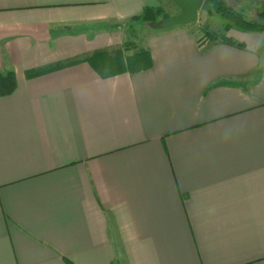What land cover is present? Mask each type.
Returning <instances> with one entry per match:
<instances>
[{"label": "crops", "instance_id": "0c3cea01", "mask_svg": "<svg viewBox=\"0 0 264 264\" xmlns=\"http://www.w3.org/2000/svg\"><path fill=\"white\" fill-rule=\"evenodd\" d=\"M158 0H0V264H264V32L146 38Z\"/></svg>", "mask_w": 264, "mask_h": 264}, {"label": "rangeland", "instance_id": "374dc122", "mask_svg": "<svg viewBox=\"0 0 264 264\" xmlns=\"http://www.w3.org/2000/svg\"><path fill=\"white\" fill-rule=\"evenodd\" d=\"M161 9L158 19L163 18L165 14L175 15L180 12V8L173 0H158ZM234 9L242 12L249 20L264 22L263 7L254 0H226ZM196 36H205L212 41H220L225 39V23L218 15L210 14L204 6L200 8L197 18L185 25ZM155 29L151 28L144 22L130 20L123 28L122 43L118 48L112 50V63L114 67L125 65L126 59L132 55L137 49H146V38Z\"/></svg>", "mask_w": 264, "mask_h": 264}, {"label": "trees", "instance_id": "16d2710c", "mask_svg": "<svg viewBox=\"0 0 264 264\" xmlns=\"http://www.w3.org/2000/svg\"><path fill=\"white\" fill-rule=\"evenodd\" d=\"M264 8V0H254ZM204 6L210 14L218 15L225 23V30L238 29L242 31L264 32V22L249 20L245 15L234 9L226 0H205ZM264 11V9H263ZM161 13L159 8H146L141 15L132 18L133 21L144 22L148 25L149 22L158 19ZM263 16H264V12ZM164 17L169 15L165 14ZM212 41L214 39H209ZM88 61L94 68L102 74L117 73L122 71H137L149 67L151 64L150 52L148 49H137L131 56L126 59L125 65L114 67L112 63V55L108 50H98L90 55ZM16 87V75L13 71L7 73L0 72V96L11 94Z\"/></svg>", "mask_w": 264, "mask_h": 264}, {"label": "water", "instance_id": "95a60500", "mask_svg": "<svg viewBox=\"0 0 264 264\" xmlns=\"http://www.w3.org/2000/svg\"><path fill=\"white\" fill-rule=\"evenodd\" d=\"M180 8V12L151 21L148 25L155 30L171 28L193 22L205 0H173Z\"/></svg>", "mask_w": 264, "mask_h": 264}]
</instances>
